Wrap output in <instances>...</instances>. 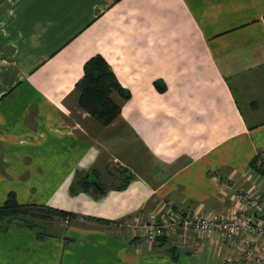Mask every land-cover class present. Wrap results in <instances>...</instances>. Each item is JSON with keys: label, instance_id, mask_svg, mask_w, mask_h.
<instances>
[{"label": "crops", "instance_id": "1", "mask_svg": "<svg viewBox=\"0 0 264 264\" xmlns=\"http://www.w3.org/2000/svg\"><path fill=\"white\" fill-rule=\"evenodd\" d=\"M95 54L129 91L106 126L74 89ZM262 150L264 0H0V204L13 191L77 215L43 220L41 238L0 227V264H226L214 235L173 257L169 239L122 223L142 207L226 215L236 189L259 197L260 218ZM89 171L112 182L72 194Z\"/></svg>", "mask_w": 264, "mask_h": 264}, {"label": "built area", "instance_id": "2", "mask_svg": "<svg viewBox=\"0 0 264 264\" xmlns=\"http://www.w3.org/2000/svg\"><path fill=\"white\" fill-rule=\"evenodd\" d=\"M260 157L264 159V151ZM234 198L241 206L226 215L187 214L180 209L160 212L140 208L123 224L141 233L148 242L167 238L174 247H192L198 234L214 235L231 248V252L224 257L226 264H236L233 257L235 250L240 251L241 256L251 264H264V211L257 219L248 213L257 207L259 197L236 189Z\"/></svg>", "mask_w": 264, "mask_h": 264}, {"label": "trees", "instance_id": "3", "mask_svg": "<svg viewBox=\"0 0 264 264\" xmlns=\"http://www.w3.org/2000/svg\"><path fill=\"white\" fill-rule=\"evenodd\" d=\"M155 87L163 91L165 86L159 80H155ZM74 89L78 93L77 103L86 112L97 120L102 126L112 123L120 114L121 104L115 100L117 95L121 99L129 97V91L118 82L110 65L100 54L90 56L83 63L82 75L75 82ZM262 151H257L250 161L251 168L259 175L264 176V159L260 157ZM82 174L70 184V192L78 191L92 192L100 196L106 187L97 189L93 180ZM98 185H101L98 182ZM123 185L117 188H122ZM75 213L62 209L50 207L45 204L29 203L23 204L17 201L13 191H9L6 198L0 204V227L7 230L10 226L16 225L34 230L36 237H44L47 233L41 229L43 220L52 218H72ZM165 239L159 238L158 240ZM172 246L169 251L173 255Z\"/></svg>", "mask_w": 264, "mask_h": 264}, {"label": "rangeland", "instance_id": "4", "mask_svg": "<svg viewBox=\"0 0 264 264\" xmlns=\"http://www.w3.org/2000/svg\"><path fill=\"white\" fill-rule=\"evenodd\" d=\"M99 180H100L101 183H104V184H110V182H112V179H110V181H109L108 179H106V177L104 175H101V177L99 178ZM132 215H133V213H132ZM53 219L54 218H52L51 221ZM54 220H56V219H54ZM41 229L44 230L45 232H48V230H51L48 225H46V226L42 225Z\"/></svg>", "mask_w": 264, "mask_h": 264}, {"label": "flooded vegetation", "instance_id": "5", "mask_svg": "<svg viewBox=\"0 0 264 264\" xmlns=\"http://www.w3.org/2000/svg\"><path fill=\"white\" fill-rule=\"evenodd\" d=\"M88 173H90V176H91V174H92V172L91 171H89V172H87V173H85V176H87L88 175ZM89 176V177H90ZM92 180H93V184L94 185H96V187H97V189H102V188H104V186L102 185V183L99 181V180H97V179H95V178H91ZM98 182L101 184V185H98ZM143 208V207H142ZM139 210V209H138ZM136 212V211H135ZM134 212V213H135ZM68 218V217H67ZM123 224V223H122Z\"/></svg>", "mask_w": 264, "mask_h": 264}, {"label": "bare ground", "instance_id": "6", "mask_svg": "<svg viewBox=\"0 0 264 264\" xmlns=\"http://www.w3.org/2000/svg\"><path fill=\"white\" fill-rule=\"evenodd\" d=\"M116 122V121H115ZM117 126V125H116ZM114 128V127H113ZM109 131V130H108Z\"/></svg>", "mask_w": 264, "mask_h": 264}]
</instances>
